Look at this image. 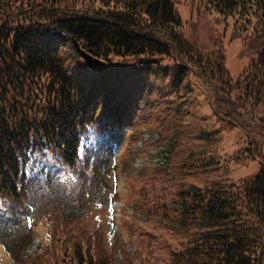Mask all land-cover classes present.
<instances>
[{
    "label": "trees",
    "instance_id": "16d2710c",
    "mask_svg": "<svg viewBox=\"0 0 264 264\" xmlns=\"http://www.w3.org/2000/svg\"><path fill=\"white\" fill-rule=\"evenodd\" d=\"M175 1L191 7L199 20H213L222 31L237 26L250 34L255 60L237 80L222 69L219 49L204 56L201 47L184 38ZM52 32L66 39L45 43L44 36ZM73 42L103 65L89 67L73 58ZM157 57H164L168 66L143 63ZM191 79L213 84L222 97L234 92L235 102L225 109L231 113L232 127L242 126V117L251 116L250 127L262 137L255 135L256 143L248 147L250 159L258 160L244 153L237 159L220 153L213 165L220 171L256 162L258 170L247 179L208 184L196 169L197 163L208 162L211 143L194 127L182 135L189 148H200L192 150L193 163L187 168L145 169L141 175L146 173L148 180L141 177L140 182L152 191L168 182L161 196L183 199L190 211L188 233L194 239L183 236L184 228L173 231L180 236L174 239L179 252L175 264H264V0H0V206L13 214V219L7 218L0 207V243L7 246L24 204L34 211L39 198L55 190L42 170L41 182L29 179L25 149L48 146L51 140L49 152L53 148L76 172L79 150L90 148L93 129L101 135L109 115L117 123L133 119L141 109L164 106L175 120L181 116L180 106L193 97ZM142 125L153 130L152 120ZM95 143L85 168H79L86 185L91 184L85 173L90 160L93 179L105 165L101 137ZM59 188L65 199L66 187ZM79 210L71 204L63 213L73 217ZM50 238L56 252L50 253L47 264L66 254L68 246L76 248L72 264H110L99 259L80 262L78 245L64 244L67 236L61 230L55 229ZM27 244L28 239L21 248Z\"/></svg>",
    "mask_w": 264,
    "mask_h": 264
},
{
    "label": "rangeland",
    "instance_id": "374dc122",
    "mask_svg": "<svg viewBox=\"0 0 264 264\" xmlns=\"http://www.w3.org/2000/svg\"><path fill=\"white\" fill-rule=\"evenodd\" d=\"M175 6L182 15L183 20L187 21L190 16L188 7L185 4L177 1H175ZM207 30H209V28H207ZM221 38V40L224 42H227L231 39V41L226 46V64L230 76L233 79H236L241 75V72L248 68L249 64L255 60V50L252 46L250 34L246 30H242L235 26L233 30L228 31L226 36H222ZM54 39H57L54 37V35L47 37V41H52ZM221 40L217 41L218 46L221 45ZM70 55L75 58L73 54ZM164 63H166V61H164ZM192 110L194 113L198 112L200 115L207 117L206 120L199 121L201 127L211 129L217 126L213 117L208 118L209 111L206 108L199 110L198 106H195L192 108ZM150 116L151 119L156 118V114ZM193 120L194 117H189V119H185L184 122L188 123L192 122ZM249 122V124L254 125L253 120L250 119ZM144 123L145 122H142L141 124ZM212 124L215 125L212 126ZM160 128L163 129V124L162 126L160 125ZM236 128L241 131V135H238L235 130H232L230 133L222 134L221 137L222 145L228 153H233L235 150H237L239 147V142H241L246 147H248L250 144L248 141V134L244 131V129L242 127ZM180 129L182 128H178L177 132H179ZM245 129L251 131L249 128ZM257 136L260 140H262L260 135ZM150 151L151 148L148 146V144H145L144 148L140 151L141 158H149ZM107 154L109 157V148H107ZM219 156L218 150H214L213 156L211 157L213 160L212 163H214V161H216ZM258 163L260 165L261 161L259 160ZM257 168L258 164L256 162L242 164L241 176L247 179L251 174H254L257 171ZM150 172L152 171L150 170ZM227 173L228 172L220 171L217 173H212L211 175L213 178L219 179ZM71 174L73 176V171H71ZM68 177L69 175H66V180ZM228 177H231V175ZM70 180L71 179L69 177V182ZM90 182V185H86L84 178L79 179L77 184L70 186L71 193L78 202V207H81L83 210L85 229L90 228L98 230L103 236V245L107 248V250H109L110 245L113 243L112 233L110 232L109 228L107 209L109 198L108 195L112 189V177L110 170L107 173V178H105V170L102 168L101 171H97L96 177ZM59 186L60 185H56V189L51 194L42 196L38 200L39 206L36 208V217L39 225L33 228L31 231V245L29 246L28 243L26 249L21 248L27 241V235L30 234V230L27 232V226L25 225V222H23L21 226L12 229V236L10 235L11 238L7 241V246L0 249V264H47V259H49L50 253V237L55 231L57 225H59V217H61V210L63 209L64 201L60 196L61 188H59ZM128 192L129 195L133 194V186L130 182H128ZM83 194H86L85 200V196L82 198ZM53 198H56L57 202H53ZM123 204L127 205V201ZM126 211L128 213L129 210ZM67 227L73 229L74 225L72 222H67ZM46 252L47 254H45Z\"/></svg>",
    "mask_w": 264,
    "mask_h": 264
},
{
    "label": "water",
    "instance_id": "95a60500",
    "mask_svg": "<svg viewBox=\"0 0 264 264\" xmlns=\"http://www.w3.org/2000/svg\"><path fill=\"white\" fill-rule=\"evenodd\" d=\"M83 57H84L86 60H89V59H90L89 57H87V56H84V55H83Z\"/></svg>",
    "mask_w": 264,
    "mask_h": 264
},
{
    "label": "bare ground",
    "instance_id": "6f19581e",
    "mask_svg": "<svg viewBox=\"0 0 264 264\" xmlns=\"http://www.w3.org/2000/svg\"><path fill=\"white\" fill-rule=\"evenodd\" d=\"M236 8H239V6L237 5V7ZM238 10V9H237ZM233 13H234V11H233ZM230 16V15H229Z\"/></svg>",
    "mask_w": 264,
    "mask_h": 264
}]
</instances>
